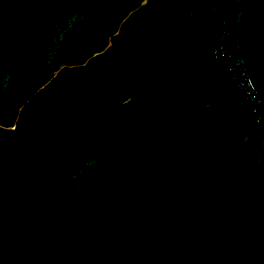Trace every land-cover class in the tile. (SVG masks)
<instances>
[{"label": "trees", "instance_id": "16d2710c", "mask_svg": "<svg viewBox=\"0 0 264 264\" xmlns=\"http://www.w3.org/2000/svg\"><path fill=\"white\" fill-rule=\"evenodd\" d=\"M238 11L0 0V264H264V117L211 51Z\"/></svg>", "mask_w": 264, "mask_h": 264}, {"label": "water", "instance_id": "95a60500", "mask_svg": "<svg viewBox=\"0 0 264 264\" xmlns=\"http://www.w3.org/2000/svg\"><path fill=\"white\" fill-rule=\"evenodd\" d=\"M236 40L252 87L264 98V0H238Z\"/></svg>", "mask_w": 264, "mask_h": 264}, {"label": "built area", "instance_id": "2783aa9c", "mask_svg": "<svg viewBox=\"0 0 264 264\" xmlns=\"http://www.w3.org/2000/svg\"><path fill=\"white\" fill-rule=\"evenodd\" d=\"M235 23L236 20L231 17L226 18L217 35L211 39L212 58L215 62L226 67L234 84L243 92L244 104L251 105L254 121L259 122L264 117V98L252 87L238 45L234 44L236 39Z\"/></svg>", "mask_w": 264, "mask_h": 264}]
</instances>
